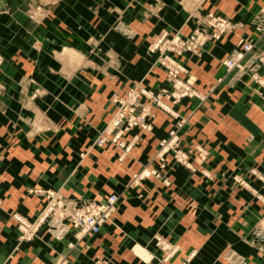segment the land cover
Returning <instances> with one entry per match:
<instances>
[{"label": "crops", "instance_id": "crops-1", "mask_svg": "<svg viewBox=\"0 0 264 264\" xmlns=\"http://www.w3.org/2000/svg\"><path fill=\"white\" fill-rule=\"evenodd\" d=\"M156 1L57 0L35 21L27 0H0V264H229L220 256L227 247L264 262L252 240L264 220V91L221 63L242 37L264 55V32L255 31L264 0H160V9ZM209 13L235 27L174 55L186 71L180 80L191 75L206 96L174 100L149 45L163 29L205 32ZM135 85L147 92L139 103L149 106L150 129H130L127 152L95 146L113 94ZM151 91H162L159 104ZM175 127L187 164L169 153L160 177L133 182L158 168V141ZM50 189L70 202L115 193L117 206L97 234L57 238L43 226L19 239L13 215L36 216ZM156 236L177 246L166 260Z\"/></svg>", "mask_w": 264, "mask_h": 264}, {"label": "built area", "instance_id": "built-area-1", "mask_svg": "<svg viewBox=\"0 0 264 264\" xmlns=\"http://www.w3.org/2000/svg\"><path fill=\"white\" fill-rule=\"evenodd\" d=\"M46 12L44 9H35L34 12L29 14L31 17L38 19V16H43ZM209 17L208 24L212 27L210 34L197 32L194 36L185 38L180 42L174 36L167 37L163 30L150 45V50H157L161 56V63L166 66L167 77L172 81V85L175 88V91L171 92L174 100L185 96H197L203 99V95L194 88L193 90L191 89V82L188 78L185 81L180 80V74L186 73V71L174 59L171 53L181 54L183 51L195 50L198 44L202 46L207 38H218L223 32L233 28V24L223 17L212 16L211 14H209ZM256 23L258 30H264V15H260ZM199 34L201 38L198 43ZM239 42V45L222 60V63L227 71L236 69L234 71L240 75L246 70H253L254 62L251 56L246 59V55L252 50L251 42L248 40L244 42L240 40ZM251 77L254 80L256 79L257 82L258 75L256 73L252 74ZM144 92L140 86H136L130 88L123 98H119L117 95L113 96L112 100L115 102L117 108L110 120L99 132L98 137L94 141L95 145L103 147L107 144H114L122 147L124 151H128L130 145L124 141V137L128 131L132 127H139L145 130L150 129L149 106L146 104L149 109L148 112L144 109L140 110L143 104L139 103V97ZM161 92L150 96L157 104L161 102ZM178 125H181V123ZM159 148L161 150L159 156L162 155V152L171 153L176 162L187 164L188 153L177 144L176 131H169V138L165 141L164 139L159 141L157 153ZM159 167L164 168L165 164L162 163ZM150 175L160 177V172L157 169L144 168L134 175L133 181L137 182L141 178L149 177ZM45 196V204L36 216L28 218L19 213L13 215L19 239L29 240L43 226L50 235L57 238L65 236L70 231H73L76 236H82L86 233L96 234L100 231L102 224L110 219L118 200L117 195L113 193L101 201L84 200L70 202L53 190L46 191ZM253 235L258 250L264 251V223L256 225L253 229ZM161 249L165 251L166 256L176 251V247L170 243ZM230 256L233 257L232 260H230ZM223 258L230 260L233 264H249L243 256L235 251L228 252ZM94 264H102V262L98 259Z\"/></svg>", "mask_w": 264, "mask_h": 264}, {"label": "rangeland", "instance_id": "rangeland-1", "mask_svg": "<svg viewBox=\"0 0 264 264\" xmlns=\"http://www.w3.org/2000/svg\"><path fill=\"white\" fill-rule=\"evenodd\" d=\"M57 0H27V8H26V11H25V13H26V15L30 18V19H32V20H35V21H42V20H44L48 15H49V12H50V8L54 5V3L56 2ZM162 6H163V3L160 1V0H157L156 1V3L154 4V7L153 8H156V9H160V8H162ZM35 9H38V10H41V9H44V10H46L47 12L43 15V16H38L37 18L38 19H35V18H33V17H31V15L29 14V13H32V12H34L35 11ZM52 9V8H51ZM209 14H211V13H209ZM208 14V15H209ZM207 15V18H208V20H207V18H206V22H205V25L202 27V28H205V33H207V34H210L211 32H212V29L211 30H209L208 28L209 27H211L209 24H208V22H209V19H210V17ZM222 17V16H221ZM223 18H225V19H227V20H229L228 18H226V17H223ZM230 21V20H229ZM121 22L122 21H117L115 24V28H121L120 26H124V25H122L121 24ZM231 23H233L232 21H231ZM125 24H127V23H125ZM128 25V24H127ZM126 27V26H125ZM233 27H235V23H233ZM212 28V27H211ZM208 29V30H207ZM164 30V32H166L167 33V36L168 37H170V36H174L178 41H183L184 39H185V37L184 36H181L180 34H178V32H175L174 34H172V33H170L167 29H163ZM162 30V31H163ZM161 31V32H162ZM230 31V30H229ZM256 32H259V31H257V30H255ZM160 32V33H161ZM226 32H228V31H226ZM159 33V34H160ZM197 33V30H194L193 31V33H192V35L191 36H194L195 34ZM158 34V35H159ZM157 35V36H158ZM156 36V37H157ZM155 37V38H156ZM155 38H154V40H155ZM200 38H201V36H200V34L198 35V43H199V40H200ZM210 38H213V37H210ZM210 38H207L206 39V41H205V43L207 42V40H209ZM214 39H218V38H214ZM240 39H242V42H244V41H249V40H251L249 37H242V38H240ZM240 39H239V41H240ZM153 40V41H154ZM153 41L151 42V44L153 43ZM252 41V40H251ZM205 43L201 46V44H198V47H200L201 49H203L202 47H204V45H205ZM150 44V45H151ZM238 44H239V42H238ZM150 45H149V49H150ZM151 51H156L157 52V60H159L160 58H161V56L159 55V52L157 51V50H155V49H152ZM171 55L174 57V55H176V54H173V53H171ZM179 55V54H178ZM251 57H252V61L254 62V64H256V67H257V75L258 76H260V77H262L261 76V74H260V68H261V66L262 65H264V55L261 53V52H254V53H252V55H251ZM174 59H175V57H174ZM249 76V75H248ZM263 78V77H262ZM190 79H191V89L193 90V87H194V82L192 81V77H191V75H190ZM264 79V78H263ZM136 86H139V85H135V86H133V87H136ZM132 88V87H131ZM142 88V87H141ZM130 89V88H129ZM129 89H128V91H129ZM143 89V88H142ZM144 90V89H143ZM127 91V92H128ZM145 91V90H144ZM152 92V91H151ZM147 92L145 91L144 93H142V94H146ZM141 94V95H142ZM114 95H117L118 97L119 96H122V95H119L118 93L116 94V93H114L113 94V96ZM140 95V96H141ZM113 96H112V98H113ZM141 97H139V99H140ZM206 99V96L204 95L203 96V101ZM113 101V100H112ZM113 103L115 104V102L113 101ZM146 105V104H145ZM115 106H116V104H115ZM116 108H117V106H116ZM116 108H115V110H116ZM115 110H114V112H115ZM149 109H148V107H147V111H148ZM114 114V113H113ZM112 117V116H111ZM110 117V118H111ZM110 120V119H109ZM108 120V121H109ZM107 121V122H108ZM106 122V123H107ZM105 123V124H106ZM179 123H181L182 124V120L181 121H179L178 122V124ZM181 125H177V127H180ZM177 127H175L174 129H172V130H176V133H177ZM103 128V127H102ZM133 128V127H132ZM131 128V129H132ZM141 129V128H140ZM101 131V130H100ZM99 131V132H100ZM98 135H99V133H98ZM98 135H97V137H98ZM178 135V134H177ZM96 137V138H97ZM161 139H159V141H160ZM95 141V140H94ZM158 141V142H159ZM94 144V143H93ZM95 145V144H94ZM96 146V145H95ZM180 164H182V163H180ZM183 165H185V164H183ZM145 178H147V177H145ZM142 179H144V178H142ZM141 179V180H142ZM141 180H139V181H141ZM237 182H238V184L240 185V186H243V187H249L248 185H247V182L245 181V180H242V179H237L236 180ZM251 189V188H250ZM50 190H53V189H50ZM251 190H253V189H251ZM53 191H56V192H58L57 190H53ZM254 192H256L255 190H253ZM59 193V192H58ZM60 194V193H59ZM46 195V194H45ZM44 195V196H45ZM61 195V194H60ZM62 196V195H61ZM107 196V195H106ZM65 200H67L64 196H62ZM84 200H95V199H78V200H76V199H73V200H71V202L72 201H84ZM45 201H46V196H45ZM68 201V200H67ZM0 202H1V198H0ZM44 204H45V202H44ZM258 223H264V220L261 218V220L259 221V222H257L256 223V225L258 224ZM256 225L254 226V228L256 227ZM253 228V229H254ZM254 235H253V231H252V240H253V242H254V244L257 246V243H256V241L254 240V237H253ZM156 238L158 239V238H160L161 240H163L164 239V241L166 242V243H168L169 244V241L165 238V237H162V236H156L155 237V245L159 248V249H161L162 247H160V246H158L157 245V243H156ZM257 249H258V247H257ZM137 250V252H141V251H143L142 249H136ZM138 250H141V251H138ZM163 252H164V254H165V256H163V259L162 260H166L167 259V257H169V256H166V253H165V251L163 250V249H161ZM233 251H235L236 253H238L236 250H234L232 247H227V248H225L222 252H221V254H220V256H221V258L224 260V261H226L227 263H229V264H233V262H231L230 260H232L233 259V257L232 256H230L229 258H230V260H226L225 258H223L228 252H233ZM259 251V250H258ZM260 252H263L264 253V251H260ZM139 254H141V253H139ZM238 254H240V253H238ZM171 255V254H170ZM241 256H243L245 259H246V257L244 256V255H242V254H240ZM191 257V256H190ZM189 257V258H190ZM246 261H247V259H246ZM248 262V261H247ZM249 263V262H248ZM264 263V262H263ZM262 263V264H263ZM249 264H251V263H249Z\"/></svg>", "mask_w": 264, "mask_h": 264}, {"label": "bare ground", "instance_id": "bare-ground-1", "mask_svg": "<svg viewBox=\"0 0 264 264\" xmlns=\"http://www.w3.org/2000/svg\"><path fill=\"white\" fill-rule=\"evenodd\" d=\"M211 15H212V14H211ZM261 15H264V13H263V14L261 13ZM208 16H209V15H208ZM212 16H215V15H212ZM259 16H260V15H259ZM218 17H221V16H218ZM256 20H257V19H256ZM256 20H255V21H256ZM230 22H231V21H230ZM232 24H233V23H232ZM255 29H256L257 31H259V32H264V30H258V29H257V23H256V28H255ZM165 33H166V32H165ZM223 33H225V32H223ZM223 33H222V34H223ZM222 34H221V35H222ZM166 35H167V33H166ZM221 35H220V36H221ZM220 36H219V37H220ZM167 37H168V36H167ZM219 37H218V38H219ZM240 40H242V39H240ZM249 41H250L251 44H252V50L250 51V53H248V54L246 55V59H247L249 56L252 55V51H253V42H252L251 40H249ZM239 43H240V42H239ZM238 45H239V44H238ZM233 50H234V49H233ZM231 52H232V51H231ZM231 52H230V53H231ZM230 53H229V54H230ZM227 56H228V55H227ZM227 56H226V57H227ZM246 59H245V60H246ZM222 60H223V59H222ZM157 62H158L163 68H164V70H165V72H166V77H167L166 66L163 65V64L161 63V58H160L159 60H157ZM178 63H179V62H178ZM221 63H222V61H221ZM179 64H180V63H179ZM222 65H223V63H222ZM180 66L185 70V68H184L181 64H180ZM223 66H224V65H223ZM224 68H225V66H224ZM253 68H254V69H253L254 71H253V70H246V71L242 72V74H240V75H239L236 71H234V70H236V69H233V71L236 73L237 77H240V78H241L243 75H249V77H250L254 82H256V79L254 80V79L251 77L252 74L257 73V71H256V70H257L256 64L253 65ZM225 70H226V68H225ZM226 72H232V71H227V70H226ZM167 78H168V77H167ZM221 79H222V78H219L218 81L220 82ZM257 79H258L257 82H256L257 85H258V86H261V89H262L261 91H264V88H263V87H264V79H263L262 77H260V76H258ZM258 83H259V84H258ZM172 91L174 92V90H172ZM150 93H151V95L154 94L153 92H150ZM151 95H150V96H151ZM150 96H149V97H150ZM185 97H191V96H185ZM119 98H123V96H119ZM182 98H183V97H182ZM150 99H151V97H150ZM179 99H180V98H179ZM151 100H152V99H151ZM139 102H140V99H139ZM156 104H157V103H156ZM146 107H147V106H146L145 104H143V106L140 108V110L144 109V110L147 111V108H146ZM166 109H167V107H166ZM143 130H145V129H143ZM147 130H148V129H147ZM173 131H176V130H173ZM167 138H169V132H168L167 137L163 138L164 141L167 140ZM161 140H162V139H161ZM158 146H159V142H158ZM121 148H122V147H121ZM122 149H123V148H122ZM123 150H124V149H123ZM128 151H129V150H128ZM125 152H127V151H125ZM160 152H161V150H160V148H159L158 153H156V155H155V157L157 158V161H158V168L151 167V168H147V169H157L159 172H161V169H163V168H160L159 166H161L162 163H164L165 166L167 167V162L165 161V159H166V155L169 154V153L162 152V155L159 156V153H160ZM170 154H171V153H170ZM174 161H175V160H174ZM177 163H179V162H177ZM185 165H186V164H185ZM139 172H140V171H139ZM137 173H138V172H137ZM135 174H136V173H135ZM135 174H134V175H135ZM160 174H161V173H160ZM150 176H151V175H150ZM133 178H134V176H133ZM143 178H145V177H143ZM141 179H142V178H141ZM141 179H140V180H141ZM138 181H139V180H138ZM138 181H137V182H138ZM133 182H134V181H133ZM137 182H136V183H137ZM110 194H112V193H110ZM113 194H115V193H113ZM108 195H109V194H108ZM108 195H107V196H108ZM115 195H116V194H115ZM107 196H105L103 199L95 200V201H101V200H104ZM117 197H118V195H117ZM117 201H118V200H117ZM43 205H44V204H43ZM116 206H117V203H116ZM116 206H115V209H116ZM41 208H42V207H41ZM115 209H114V210H115ZM39 211H40V210H39ZM112 213H113V212H112ZM110 218H111V216H110ZM109 220H110V219H109ZM109 220H108V221H109ZM108 221H107V222H108ZM107 222H106V223H107ZM104 224H105V222L102 224L101 228L104 226ZM101 228H100V230H101ZM86 234H91V233H86ZM96 234H97V233H96ZM157 245L160 246V247H162V248H165V246L168 245V243H166V242L164 241V239L161 240L160 238H158V239H157ZM176 247H177V246H176ZM138 251H141V250H138ZM137 253H140V252H137ZM142 253H143V252H142ZM139 255H140V254H139ZM168 256H170V255H168Z\"/></svg>", "mask_w": 264, "mask_h": 264}]
</instances>
